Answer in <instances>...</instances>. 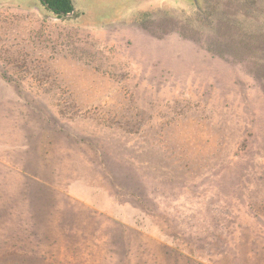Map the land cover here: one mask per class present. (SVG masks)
<instances>
[{
    "label": "rangeland",
    "instance_id": "1",
    "mask_svg": "<svg viewBox=\"0 0 264 264\" xmlns=\"http://www.w3.org/2000/svg\"><path fill=\"white\" fill-rule=\"evenodd\" d=\"M71 1L0 61V264H264V0Z\"/></svg>",
    "mask_w": 264,
    "mask_h": 264
},
{
    "label": "crops",
    "instance_id": "2",
    "mask_svg": "<svg viewBox=\"0 0 264 264\" xmlns=\"http://www.w3.org/2000/svg\"><path fill=\"white\" fill-rule=\"evenodd\" d=\"M32 12L36 15H34L32 18H28V14ZM2 15V14H1ZM0 15V61L4 60L3 58H8V61L17 60L20 61L24 58H27L28 56H31L30 54H35V50H40L39 46H35L37 43V40L41 37V30H34L32 27L36 26V24H39V22H43V17L46 19V22L49 21H59L57 19L51 18L48 14H46V11L40 7L39 9H33L32 7L25 8V12L20 17L23 19L22 24L20 23L17 28H14L13 34H11L10 37H8L9 34H5L7 32L3 33L1 32V27L3 25V19ZM38 18V19H37ZM37 20V21H36ZM33 24V25H32ZM5 29V28H4ZM35 32V33H34ZM33 34L32 37H28L27 41L25 42L26 35ZM36 34V37L35 35ZM30 42V43H29ZM39 44V43H38ZM29 52V53H26Z\"/></svg>",
    "mask_w": 264,
    "mask_h": 264
},
{
    "label": "trees",
    "instance_id": "3",
    "mask_svg": "<svg viewBox=\"0 0 264 264\" xmlns=\"http://www.w3.org/2000/svg\"><path fill=\"white\" fill-rule=\"evenodd\" d=\"M41 6L46 11V14L51 18L66 21L70 18L76 17L71 0H38Z\"/></svg>",
    "mask_w": 264,
    "mask_h": 264
}]
</instances>
